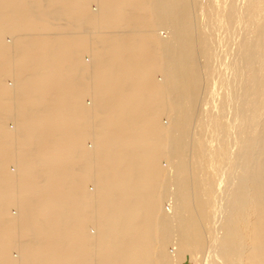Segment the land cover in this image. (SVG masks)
Here are the masks:
<instances>
[{"label": "bare ground", "instance_id": "6f19581e", "mask_svg": "<svg viewBox=\"0 0 264 264\" xmlns=\"http://www.w3.org/2000/svg\"><path fill=\"white\" fill-rule=\"evenodd\" d=\"M0 264H264V0H0Z\"/></svg>", "mask_w": 264, "mask_h": 264}, {"label": "rangeland", "instance_id": "374dc122", "mask_svg": "<svg viewBox=\"0 0 264 264\" xmlns=\"http://www.w3.org/2000/svg\"><path fill=\"white\" fill-rule=\"evenodd\" d=\"M80 21H81V22H80ZM82 22H83L82 19H80V20H79V23H82ZM162 31H163V30H162ZM162 31H161V32H162ZM7 39H8V40H11V39H9L8 37H7ZM164 120L166 121V119H164ZM164 164H165V163H164ZM165 165H166V164H165ZM12 168L14 169V167H12ZM13 212H16V211L13 209ZM14 254L16 255L17 253L14 252Z\"/></svg>", "mask_w": 264, "mask_h": 264}]
</instances>
